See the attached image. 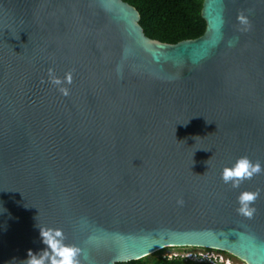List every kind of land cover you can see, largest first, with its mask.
<instances>
[{
    "label": "water",
    "instance_id": "1",
    "mask_svg": "<svg viewBox=\"0 0 264 264\" xmlns=\"http://www.w3.org/2000/svg\"><path fill=\"white\" fill-rule=\"evenodd\" d=\"M201 17L166 43L123 0H0V264L44 248L40 226L81 264L185 245L264 264V173L221 178L264 166V0H203ZM257 190L248 218L238 196Z\"/></svg>",
    "mask_w": 264,
    "mask_h": 264
},
{
    "label": "clouds",
    "instance_id": "2",
    "mask_svg": "<svg viewBox=\"0 0 264 264\" xmlns=\"http://www.w3.org/2000/svg\"><path fill=\"white\" fill-rule=\"evenodd\" d=\"M238 20L244 26L243 31L251 29V22L243 13L238 16ZM49 77L50 82L57 86H61L64 83L71 84L72 82L71 73H67L62 80L56 77L50 69ZM60 91L63 95L69 94L68 89L65 87L61 86ZM261 173H264V166L259 161L253 162L249 157L242 156L232 166H226L223 169L221 178L225 184H230L233 188L238 189L244 181L252 180ZM259 195V190L241 192L238 196V203L240 205L238 212L248 218H252L256 211L253 205L259 198ZM178 203L182 204L183 201L180 200ZM40 237L44 248L39 252H33L29 249L27 258L22 261V264H81V248L67 243V237L61 228L40 226ZM171 258L170 256L169 259Z\"/></svg>",
    "mask_w": 264,
    "mask_h": 264
},
{
    "label": "trees",
    "instance_id": "3",
    "mask_svg": "<svg viewBox=\"0 0 264 264\" xmlns=\"http://www.w3.org/2000/svg\"><path fill=\"white\" fill-rule=\"evenodd\" d=\"M134 6L139 13L138 23L143 33L161 42L176 43L200 36L205 30L201 17L203 0H123ZM156 252L152 253L154 255ZM115 264H207L168 260L159 255L145 256Z\"/></svg>",
    "mask_w": 264,
    "mask_h": 264
},
{
    "label": "built area",
    "instance_id": "4",
    "mask_svg": "<svg viewBox=\"0 0 264 264\" xmlns=\"http://www.w3.org/2000/svg\"><path fill=\"white\" fill-rule=\"evenodd\" d=\"M164 249H167L168 251L160 254V256L168 260L181 259L184 261L207 264H247L243 260L226 251L212 247L193 245L166 246L158 251ZM170 256L172 257L171 259H169ZM233 259H236V261Z\"/></svg>",
    "mask_w": 264,
    "mask_h": 264
},
{
    "label": "rangeland",
    "instance_id": "5",
    "mask_svg": "<svg viewBox=\"0 0 264 264\" xmlns=\"http://www.w3.org/2000/svg\"><path fill=\"white\" fill-rule=\"evenodd\" d=\"M168 250L167 249H164V250H162V251H157L154 255L156 256V255H159V254H163V253H165V252H167ZM154 255H152V254H150V255H148L150 258L152 257V256H154ZM234 261H236V259H233Z\"/></svg>",
    "mask_w": 264,
    "mask_h": 264
}]
</instances>
